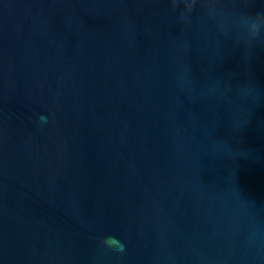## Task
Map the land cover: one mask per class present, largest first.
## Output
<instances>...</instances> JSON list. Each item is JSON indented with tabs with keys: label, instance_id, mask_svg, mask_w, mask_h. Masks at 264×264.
I'll use <instances>...</instances> for the list:
<instances>
[{
	"label": "water",
	"instance_id": "water-1",
	"mask_svg": "<svg viewBox=\"0 0 264 264\" xmlns=\"http://www.w3.org/2000/svg\"><path fill=\"white\" fill-rule=\"evenodd\" d=\"M167 8L0 0V264H264V0Z\"/></svg>",
	"mask_w": 264,
	"mask_h": 264
},
{
	"label": "clouds",
	"instance_id": "clouds-1",
	"mask_svg": "<svg viewBox=\"0 0 264 264\" xmlns=\"http://www.w3.org/2000/svg\"><path fill=\"white\" fill-rule=\"evenodd\" d=\"M166 2L168 5L167 11L176 15L180 21L183 20L188 11L186 8L188 0H166ZM102 242L116 251H124V245L114 237H107Z\"/></svg>",
	"mask_w": 264,
	"mask_h": 264
}]
</instances>
